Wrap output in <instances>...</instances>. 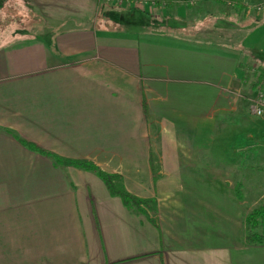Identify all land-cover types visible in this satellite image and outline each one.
Listing matches in <instances>:
<instances>
[{
  "label": "crops",
  "instance_id": "1",
  "mask_svg": "<svg viewBox=\"0 0 264 264\" xmlns=\"http://www.w3.org/2000/svg\"><path fill=\"white\" fill-rule=\"evenodd\" d=\"M184 1L164 10L186 19ZM121 3L0 0V264H264L245 236L264 195L248 98L264 89V9L219 45Z\"/></svg>",
  "mask_w": 264,
  "mask_h": 264
},
{
  "label": "rangeland",
  "instance_id": "2",
  "mask_svg": "<svg viewBox=\"0 0 264 264\" xmlns=\"http://www.w3.org/2000/svg\"><path fill=\"white\" fill-rule=\"evenodd\" d=\"M133 1L136 2V0ZM133 1L124 0L121 4L129 2L132 7L146 11L145 17L150 18H146V20H150L157 28L161 26L162 31H165L166 34L182 38L219 42V45H222L221 41L225 40L227 35L233 34L231 28L237 24L235 21H243L245 13L254 16V14L256 15V13L258 14L264 9V0H185L183 3L189 7L188 16L186 19L179 21L176 19L175 11L164 10L165 7L169 6L166 3L170 2L150 0L148 2L149 5L147 3L135 5ZM173 4L175 5L177 2L171 3L170 7H173ZM228 16L231 17L230 20L227 18ZM130 24L138 26L135 21ZM234 29L237 30L236 28ZM125 180L126 176L123 175L122 179H117V182L124 188H126L125 184L135 185L130 183L132 181H127V183ZM262 201H264V195L261 198ZM153 204L154 201H150L148 204H144L143 207H151Z\"/></svg>",
  "mask_w": 264,
  "mask_h": 264
},
{
  "label": "trees",
  "instance_id": "3",
  "mask_svg": "<svg viewBox=\"0 0 264 264\" xmlns=\"http://www.w3.org/2000/svg\"><path fill=\"white\" fill-rule=\"evenodd\" d=\"M161 1L164 0H155V2H161ZM165 1L170 2V0H165ZM23 141L36 150L47 152L44 148H42L35 142H31L25 139ZM49 153L53 154L55 158L59 159L60 161L63 160V157L54 154L52 152ZM66 161L78 167L95 171L105 181L111 193L120 196L128 207H137L141 211L148 213L146 210L147 207H143V205L148 204L150 201H154V199L140 197L137 194L129 191L128 189L120 186L117 182V179L120 176L119 173L106 171L90 159L70 158V159H66ZM238 196H240V193L238 194ZM148 216L150 217L151 220L156 221L154 217H151L149 214ZM245 224H246V234H245L246 240L249 243H253V244L264 243V201H262L258 206H255L250 210V212L247 214L245 218Z\"/></svg>",
  "mask_w": 264,
  "mask_h": 264
},
{
  "label": "built area",
  "instance_id": "4",
  "mask_svg": "<svg viewBox=\"0 0 264 264\" xmlns=\"http://www.w3.org/2000/svg\"><path fill=\"white\" fill-rule=\"evenodd\" d=\"M107 1H112V0H107ZM123 2L124 0H118ZM133 1V0H131ZM150 0H136L135 5H141L144 3H148ZM140 2V3H138ZM249 98V103H250V110L253 114L262 116L264 115V89L259 88L256 94L248 97Z\"/></svg>",
  "mask_w": 264,
  "mask_h": 264
}]
</instances>
